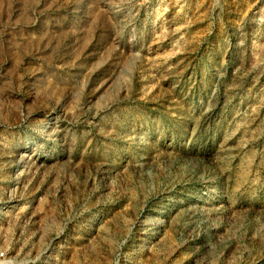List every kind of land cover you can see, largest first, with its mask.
<instances>
[{"label":"rangeland","instance_id":"rangeland-1","mask_svg":"<svg viewBox=\"0 0 264 264\" xmlns=\"http://www.w3.org/2000/svg\"><path fill=\"white\" fill-rule=\"evenodd\" d=\"M1 264H264V0H0Z\"/></svg>","mask_w":264,"mask_h":264},{"label":"built area","instance_id":"built-area-1","mask_svg":"<svg viewBox=\"0 0 264 264\" xmlns=\"http://www.w3.org/2000/svg\"><path fill=\"white\" fill-rule=\"evenodd\" d=\"M6 254L5 252L0 250V264L5 260Z\"/></svg>","mask_w":264,"mask_h":264}]
</instances>
